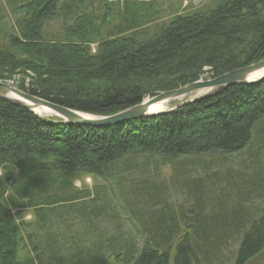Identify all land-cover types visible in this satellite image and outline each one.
Instances as JSON below:
<instances>
[{
    "label": "trees",
    "instance_id": "trees-1",
    "mask_svg": "<svg viewBox=\"0 0 264 264\" xmlns=\"http://www.w3.org/2000/svg\"><path fill=\"white\" fill-rule=\"evenodd\" d=\"M61 1L21 0L17 32L0 36V81L25 73L19 90L79 112L112 115L264 58V0L183 12L170 0H103L101 15ZM60 15L68 24L52 39L44 24ZM53 156L56 170L41 162ZM164 166L167 178L150 177ZM0 170V264H33L17 261L33 238L46 264H264V80L95 128L0 99ZM84 174L111 181L73 190ZM25 205L39 224L24 243L13 208Z\"/></svg>",
    "mask_w": 264,
    "mask_h": 264
},
{
    "label": "water",
    "instance_id": "water-1",
    "mask_svg": "<svg viewBox=\"0 0 264 264\" xmlns=\"http://www.w3.org/2000/svg\"><path fill=\"white\" fill-rule=\"evenodd\" d=\"M262 80H264V58L250 65L228 71L214 78L198 80L173 90L157 92L156 94L143 99L136 105L108 116H96L72 110L32 94L23 92L16 87L1 81L0 99L14 106L25 108L40 117L43 116L40 115L43 113L46 117H57L63 123L88 125L95 128L114 125L131 119L155 116L171 111L178 106L193 101L194 98L181 101L168 109H155L152 107L157 104H165L171 100L188 96L196 91L204 89L219 90L233 83L243 82L247 84H255ZM36 110L41 111V113H37ZM46 113L48 114L46 115Z\"/></svg>",
    "mask_w": 264,
    "mask_h": 264
},
{
    "label": "rangeland",
    "instance_id": "rangeland-1",
    "mask_svg": "<svg viewBox=\"0 0 264 264\" xmlns=\"http://www.w3.org/2000/svg\"><path fill=\"white\" fill-rule=\"evenodd\" d=\"M102 2H103V0H84V3L82 5L87 4V8H86L87 11L93 12L96 15H101L104 12ZM20 3H21V0H0V36L2 39L3 38L5 39L6 43H7V39L5 38V36L17 32V27H16L17 20L19 17L23 16V13L18 10ZM200 3H201V1L199 2V4ZM70 4H75V0H62L59 3V10L67 11V8H68V6H70ZM80 5H81V3L79 2L78 6H80ZM163 9L165 10V8H163ZM122 10H123L122 5L113 6L111 13H113L112 15L114 16V18L113 17L111 18V24L113 23V25H114L117 22L116 16ZM61 14H62V12H61ZM66 23L68 24V20H64V16H62V15L55 18L54 20L46 22L44 24L45 35L51 36L52 39H55V38L60 39L61 38L60 35L62 34L64 27L67 26ZM5 41H3V42L5 43ZM95 52H96V44H91L90 45V53L95 54ZM25 75H26L25 73H20V75H15L14 77H11L10 80L1 81V82L10 84L11 86H14L17 88L16 85L18 84L19 80H21V78H23V77L25 78ZM206 79H209V78H206ZM206 79H203V80H206ZM26 80H27V78H25V82H26ZM210 91H212V90L204 89V90H200V91H196L194 93H191L188 96L178 98L175 100H171V101L163 104V106H164L163 109H168V108L180 103L181 101H185L187 99H191V98L195 99L197 97L205 95L206 93H208ZM149 96H151V95H148L145 98H147ZM252 138H253V135H252L251 139ZM57 158H58L57 156H53L50 159L41 160V162H43L45 164V166H48V168H52L53 170H56L58 168V164L56 163ZM238 159H236V160H238ZM170 172L171 171H170L169 166H164V167H161L157 170V174H155L156 172L155 173L153 172L154 174H151L150 177L155 176V178L157 180L160 177L161 178H167L169 176ZM105 179L101 178L100 175L95 176L92 174H84V175L76 176V177H73L71 179L72 189L73 188H74L73 190H84V189H86V190H91L93 192L98 185H101L103 187L105 184L106 185L110 184L111 179H109V178H105ZM3 184H4L3 171L0 170V189L3 186ZM12 193H13V189L11 187H9L8 190L4 193L5 198L8 199L9 194H12ZM172 193H173V191H172ZM173 197H174V200L172 199V204L176 208L177 204L180 201L182 202V199H179L180 197H176V196H173ZM13 209H14V213L18 217V220L20 223L21 236H23V239H24L25 233L27 231H30L29 230L30 229V223L35 224L37 221V224H39L38 223V215L36 214V212H33L28 205H25V207H22L21 210H16L15 208H13ZM43 210H44V208L41 210V215H42ZM131 227H132V225L129 222H125L123 224L124 229H129ZM46 235H48V234L46 233ZM23 242L25 243V239ZM37 243L38 242L36 240H34V238H33V241L30 242L29 245H27V247H25L23 249H19L17 261H20V260L22 261L24 258H29L32 260L33 264H40L39 263L40 261L42 264H46V262H44L43 258H40V261H39V257L42 253L41 246H45L46 242H44V243L41 242L40 244H37ZM47 245L51 246L52 244L49 242V244H47ZM234 248H235V245L231 243L230 246L228 247L229 250L225 251V256L229 255L228 253H230V251L233 250ZM69 259H70V256H69Z\"/></svg>",
    "mask_w": 264,
    "mask_h": 264
},
{
    "label": "crops",
    "instance_id": "crops-1",
    "mask_svg": "<svg viewBox=\"0 0 264 264\" xmlns=\"http://www.w3.org/2000/svg\"><path fill=\"white\" fill-rule=\"evenodd\" d=\"M108 1H120L123 0H108ZM174 2L175 7L180 6V12H183L182 10H190L192 8H196L199 5V2L204 0H170V2Z\"/></svg>",
    "mask_w": 264,
    "mask_h": 264
},
{
    "label": "bare ground",
    "instance_id": "bare-ground-1",
    "mask_svg": "<svg viewBox=\"0 0 264 264\" xmlns=\"http://www.w3.org/2000/svg\"><path fill=\"white\" fill-rule=\"evenodd\" d=\"M163 104H164V103H162V104H157V105L153 106L152 108H155V109H163V108H164ZM36 112H37V113H39V112L41 113V111H37V110H36ZM40 113H39V114H40ZM47 114H48V113H46V115H47ZM40 115H43V116H44L45 114L41 113ZM45 117H46V116H45ZM138 218H139V217H138Z\"/></svg>",
    "mask_w": 264,
    "mask_h": 264
}]
</instances>
